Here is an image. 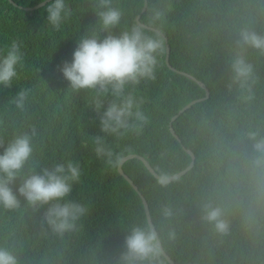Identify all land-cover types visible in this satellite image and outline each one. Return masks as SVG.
Returning <instances> with one entry per match:
<instances>
[{"label":"trees","instance_id":"16d2710c","mask_svg":"<svg viewBox=\"0 0 264 264\" xmlns=\"http://www.w3.org/2000/svg\"><path fill=\"white\" fill-rule=\"evenodd\" d=\"M40 3L0 0V49L16 41L22 52L12 84L0 85V151L18 135L30 137L33 152L14 190L32 171L78 163L81 175L68 199L83 203L87 213L61 234L45 220L48 205L34 207L18 194L17 207L0 206V247L17 264H122L126 234L150 225L143 195L175 264H264V153L255 148L264 139V50L240 36L244 30L264 36V0H148L146 10L145 0H110L121 11L113 34L140 26L162 40L154 76L124 87L147 119L121 135L100 129L96 104L102 99L107 106L111 91L74 89L59 70L83 35L106 34L98 17L103 0H68L70 15L59 28L49 25L43 6L26 9ZM237 54L252 65L242 85L232 81ZM201 98L174 121L177 138L173 116ZM97 136L112 150L111 161L96 154ZM130 154L168 178L195 163L162 184L141 158L127 159L124 171L139 192L119 171ZM208 205L222 209L226 230L204 218ZM165 207L172 215L163 214ZM156 264H172L161 246Z\"/></svg>","mask_w":264,"mask_h":264},{"label":"clouds","instance_id":"9594fccd","mask_svg":"<svg viewBox=\"0 0 264 264\" xmlns=\"http://www.w3.org/2000/svg\"><path fill=\"white\" fill-rule=\"evenodd\" d=\"M47 13V22L59 28L62 21L70 15L68 0H41ZM104 7L98 11L99 22L106 33L101 38L96 32L83 35L72 51L71 59L59 65L64 78L74 89L98 88L102 94L111 91L112 99L104 106L102 99L97 101L100 129L103 133L121 135L130 129L139 128L147 119L131 94H124L128 83H138L142 78H152L157 63V53L162 46L159 34H146L140 26L113 34L111 29L120 22L121 11L110 6V0H103ZM157 17L160 15L156 13ZM243 43L264 50V36L255 31L244 30L240 33ZM22 61L20 44L12 41L0 49V85L10 86L17 76V66ZM232 81L241 85L252 74V65L237 54L231 61ZM231 87V84L229 85ZM26 93H18L17 103L23 104ZM255 136V133H250ZM258 152L264 153V139L255 143ZM95 151L98 156L108 157L111 161L112 150L105 144L103 136L95 137ZM33 152L30 137L22 134L14 137L0 151V206L15 208L19 196L39 207L48 205L44 217L53 231L64 233L73 230L76 222L87 213V207L76 200L68 199L74 182L81 175L79 164L71 160L55 163L51 168L32 171L22 176L21 183L14 190L13 181L20 175ZM118 162V157H117ZM163 176L160 183H167ZM166 216L172 215L168 207L163 209ZM204 218L214 223L217 230L227 229L222 209L208 205ZM125 251L121 254L122 264H156L160 253L159 239L150 225H137L125 236ZM0 264H17V258L8 249L0 247Z\"/></svg>","mask_w":264,"mask_h":264},{"label":"water","instance_id":"95a60500","mask_svg":"<svg viewBox=\"0 0 264 264\" xmlns=\"http://www.w3.org/2000/svg\"><path fill=\"white\" fill-rule=\"evenodd\" d=\"M147 5H148V0H145L144 10H146ZM41 6H43L42 3H40V4H38V5L34 6V7H28V8H26V9L31 10V9L39 8V7H41ZM137 21H138V23H139L141 26H146V25L141 21V15H138V16H137ZM167 52H168V55H167V62H168V64L171 66V64H170V47H169V45H168ZM179 72L184 73V74H187L186 72H183V71H179ZM201 85H202L203 87H205V85H204L203 83H201ZM209 95H210V91H209V89L207 88V97H208ZM200 100H204V98L193 100L192 102H190L189 104H187L184 108H182V109H181L176 115L173 116V118H172V120H171V130H172V132L174 133V135H175L177 138H179V136H178V134L176 133V131H175V129H174V125H173V124H174V121H175V120H176V119H177V118H178V117H179V116H180L185 110H187L188 108L192 107L195 103H197V102L200 101ZM188 151H189L190 154L193 156V158H195V155H194L193 151L190 150V149H188ZM131 157H138V158H141V159L144 161V163L147 165V167L149 168V170H150V171H151V172H152V173H153L158 179L161 180L162 176H160V175L155 171V169L152 167V165L150 164V162H149L147 159H145L143 156L138 155V154H130V155L125 156L124 158H122V160H121V162H120V166H119V171H120V173H121L122 175H124L125 178H127V180H128V181H129V182H130V183L136 188V190L139 191L138 186L136 185V183L134 182V180H132L131 177H129V176L125 173L124 168H123V163H124L127 159H129V158H131ZM194 163H195V162H194V160H193V163H192L190 166H188L186 169L182 170L181 172L175 174L174 176L168 178V181H167V182H170V181H172L174 178H177V177H180V176L186 174V173H187V172H188V171L194 166ZM139 192H140V191H139ZM142 197H143V200H144V203H145L146 214H147V217H148V220H149V224H150L151 228L156 232V235H157V237H158V239H159V244H160V246H161V250H162V252L164 253V255L168 258V260H169L172 264H175L174 260L170 257V255H168V254L165 252L164 247L162 246V242L160 241L158 231L156 230V227H155V225H154V223H153V221H152V218H151V213H150V208H149L148 202H147L146 198H145L143 195H142Z\"/></svg>","mask_w":264,"mask_h":264}]
</instances>
